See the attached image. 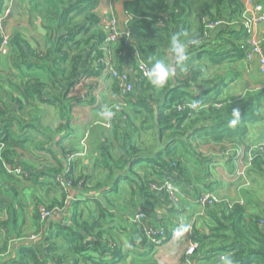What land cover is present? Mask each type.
<instances>
[{
	"label": "trees",
	"instance_id": "trees-1",
	"mask_svg": "<svg viewBox=\"0 0 264 264\" xmlns=\"http://www.w3.org/2000/svg\"><path fill=\"white\" fill-rule=\"evenodd\" d=\"M47 1L49 10L45 13L57 22L55 28H49L50 42L43 49H31L29 46L26 49L14 33L9 37L10 53L3 57L19 68L21 78L15 84L17 91L12 96L20 116L9 115L11 119L0 124L1 190L6 196L9 191L13 193L9 202L0 198V230L6 238L5 246L0 249V262L131 264L127 261L125 248L128 238L140 241L150 251L160 246L150 244L137 223L133 222L132 217L141 210L138 206H142L130 201L127 191L134 190L135 193H142V197L154 198L153 195L159 194L154 192V186L160 187L167 180L177 186L178 177L187 179V156L181 155L180 149L183 146L188 151L196 128L201 123L209 125L205 129L214 130L212 139L217 142L226 140L225 132L229 139L245 132L239 124L228 126L231 111L239 108L241 122L248 118L258 120L257 106L252 102L259 98V94L217 101L201 98L205 92H201L200 96L193 94L194 86L199 82L213 84V81L202 78V66L199 65L203 56L212 54L203 46L207 28L204 18L207 17L209 22L221 20L212 19V11L205 10L200 16L201 31L189 35V27L183 23V18L191 0H132L126 3V13L131 16L128 29L132 38L120 39L112 45L106 43L103 21L100 23L95 14V0ZM4 3L5 0H0V10ZM215 4L231 7V17L242 26L243 6L238 0H215ZM167 14L168 20L165 19ZM173 34H187L182 38L192 37L199 43L189 46L188 61L175 67L176 86L164 88L159 95L160 90L150 85L134 58L137 53L140 54L147 68L156 59L169 63L167 49ZM238 36H241L242 43L232 42V46L238 48L239 55L245 58L242 47L247 44L248 36L245 30H241ZM2 42L0 32V46ZM227 56L223 53L219 58L210 57L209 60L213 66H219L226 63ZM109 60L122 73L129 72L133 81L131 93L124 98L125 107L120 104L123 99L117 82L105 73V62ZM185 67L187 71L182 70ZM6 82L9 84L12 81L7 78ZM104 82L117 95L113 103L103 101L100 90L97 93ZM193 100L200 101L195 110L190 107ZM94 103L102 108L106 105H118L119 108L111 128L104 129L102 126L106 135L99 144L100 160L95 161L90 170L86 165L87 168L83 166V171L77 173L72 164L75 160L69 161V156L77 154L80 148L65 147V137L72 131L75 110L93 106ZM43 105L59 115L60 125L54 131L47 132L41 120L32 119L29 125L25 123V119H31L32 112L36 114V110ZM38 116H42L41 110ZM102 124L105 122L102 121ZM29 128L43 130L39 134H43L44 138L51 135L43 145L54 146L62 159L56 157L53 148L43 149L40 145L38 148L45 152V157H41L43 160L40 159L39 163L29 160L31 153H28V148L38 142L24 134ZM48 157H51V162L46 159ZM18 170L20 175H16ZM90 171L94 173L95 184ZM59 176L71 183L70 189L75 194L72 200H68V194L57 185ZM246 177L251 186L240 193L244 205L230 206L221 202L205 208L202 218L208 232L205 230L199 234L194 226L199 234L196 238L199 247L191 257L192 264L193 261L207 259H217L215 263L220 264L222 256H231L233 264H264V206L257 195L259 190L255 189L264 183V148L254 151ZM20 182L31 184L34 196L36 194L34 205L38 231L35 233L40 237L32 242H26V231L17 219L18 212L24 208L21 200L17 199L23 186ZM124 183L126 186H122ZM196 184L192 183L194 190L197 189ZM40 190H47L55 197L45 201L37 194ZM41 206L59 211L46 225L41 223L38 210ZM142 212L152 220L145 209ZM117 220L121 225L113 226L112 223ZM171 234L167 232L163 244L170 240ZM16 242L21 243V248L15 257L8 258L9 247Z\"/></svg>",
	"mask_w": 264,
	"mask_h": 264
},
{
	"label": "crops",
	"instance_id": "crops-1",
	"mask_svg": "<svg viewBox=\"0 0 264 264\" xmlns=\"http://www.w3.org/2000/svg\"><path fill=\"white\" fill-rule=\"evenodd\" d=\"M95 1L97 3L95 14L100 23L106 19L116 17L121 27H128L129 14L126 13L125 4L132 0ZM238 1L243 6V15L245 4L248 0ZM253 1L264 4V1L262 2L261 0ZM47 2V0H24L14 5L11 17L4 24V27H6L5 32L10 34L7 33V35L10 37L12 36L11 34L15 33V36L18 37L26 49H28V46L31 49H43L50 42L51 36H49V28H55L57 24L55 19L45 13V11L49 10ZM226 8L227 10H225ZM231 9V7H218L215 4V0H191L188 4L183 23L189 27L187 30L189 35L201 31L200 16L205 10L212 11V19L216 20L218 18L223 23L213 29L206 28V37L203 46L206 51L212 54L203 56V62L199 64L202 66V78L213 81V84L199 82L194 86L193 94L200 96L201 92H205L206 94L201 98L207 101L231 100L232 98H245L248 95L259 94V98L252 102V104L257 106L255 110L259 118L258 120L251 119V121L249 118L245 119L243 123L239 124L245 129V132L235 134L230 139L228 138L229 135L227 132H225L223 135L226 136V140L223 142H217L212 139L214 130L205 129L209 125L201 123L196 128L191 136L188 151L183 146L180 149V154L187 156L185 157V167L189 176L187 179L182 177L176 179L177 187L182 192V200L180 204L175 205L176 207L169 203L167 196L163 193L156 194V196L153 195L154 198H150L142 197V193H135L134 190L132 192L130 190L127 191L129 192L128 197L130 201H135L139 205H144L148 208L147 212L151 216L152 223L155 226L159 227L165 223L169 224L172 228L175 227V230L176 227L180 228L176 230L175 234H171L170 240L163 247L155 251L147 250L146 246L140 241H132L128 238L125 248L127 250V261L131 262V264H149L153 262L158 264H184L186 251L191 241L190 234L184 229L185 226L195 224L193 226L197 227L198 230H206L208 232L205 229L204 218H202L206 209L197 203L198 197L205 191H213L218 192L221 196L228 197L230 200H234L237 197V193L235 184L231 182L230 177L235 168L236 151L247 155L254 144H259L264 140L263 78L258 63L254 61L248 62L243 55H239L238 48L232 46V42L242 43L240 40L241 36L237 37V35L241 30L245 29L243 26L240 27V24L231 17ZM168 18L169 14L165 15V19L168 20ZM260 35L264 37V27L260 29ZM225 45H228V47H225ZM223 53L228 54L227 57L229 59L224 61L226 63L213 66L209 58H219V55ZM3 57L7 56L0 55V124H4L5 121L10 120L9 115L12 117L20 116V112L17 111L18 106L12 96L17 91L15 84L21 78V73L16 65H12L11 62ZM169 63H172L171 59ZM197 63L194 62V64ZM7 78L12 82L8 84L6 82ZM176 84V80L173 77L164 88L168 86L175 87ZM163 89H157V91L160 90L159 95L162 94ZM181 91L183 92L184 89ZM98 92L103 101H108L107 103H110V101L113 103L117 100V95H115V92L112 91L107 82L102 83V86L97 90ZM122 106L125 107L123 104ZM101 109L100 104L94 103L93 106H84L75 110L73 128L70 135L65 137L66 141L64 142V146L74 147L76 149L80 148L79 152H81L82 146L80 147V142L82 139L87 138L89 150L86 156L87 158L80 157L81 159H77L72 163L77 173L83 171V166L87 168L86 165L92 166L95 161L100 160L99 144L106 135V131L101 129L102 121L98 116ZM39 110L42 113L40 117L38 116ZM39 110H36V114L32 112L31 119L26 118L25 123L29 125L32 119L41 120L42 126L47 132L56 130L60 125L58 113L46 105H43ZM39 133H43V130L36 131L29 128L24 133L28 137L34 138L36 142L38 141L37 144L34 142L28 148V153H31L29 160L39 163L41 157H45L43 149L47 147L53 148L56 157L62 159L54 146L50 144L43 145L46 141L45 139L51 135L44 138V135ZM59 138L60 136L57 137V140ZM40 145H43L44 148L39 149L38 146ZM46 159L50 162L52 161L51 157ZM192 183H197V189L194 190L192 188ZM122 186H126V184L124 183ZM1 187L0 177V198H3L7 202L10 199L12 200L11 194L13 193L9 191V197L6 196L2 192ZM255 189L259 190L258 186ZM37 194L45 201H49L55 197L53 193H49L47 190H40ZM35 196L31 184L27 183L20 187L17 194V199L21 200L24 206L18 212L17 219L19 220L20 227L25 231L37 229L35 222ZM262 206H264V203H262ZM248 212H250V209ZM0 217L2 218V215ZM112 224L113 226L121 225L119 220ZM2 235L0 230V249H3L6 244V238ZM9 248L10 255H8V258H11V256L15 257L18 249L21 248V243L16 242ZM216 260L207 259L201 262H193L194 264H216Z\"/></svg>",
	"mask_w": 264,
	"mask_h": 264
},
{
	"label": "built area",
	"instance_id": "built-area-1",
	"mask_svg": "<svg viewBox=\"0 0 264 264\" xmlns=\"http://www.w3.org/2000/svg\"><path fill=\"white\" fill-rule=\"evenodd\" d=\"M24 0H5L4 5L0 10V32L2 33L3 42L0 46V55L8 56L10 53V38L4 32V24L5 22L11 17L12 10L14 5L23 2ZM129 20L131 16H128ZM204 22L206 23L207 29H213L218 27L219 25L223 24L221 21L217 22H209L207 17L204 18ZM103 30L106 33L107 39L106 43L108 45L115 44L120 39L129 40L132 38L130 30L128 27H121L118 19L116 17H112L106 19L102 22ZM242 26L244 27L246 34L248 36L247 44L242 47L245 53V59L248 62H257L260 67V72L263 78V85L262 89L264 90V37L260 35V29L264 27V4H260L253 0H248L245 4L244 13L242 15ZM135 61L138 66L139 71L143 74L148 69L147 66L143 63L141 55H135ZM105 69L106 72L112 76V79L115 80L118 84L120 95L122 96V101L120 104L127 106V103L124 102V98L131 93L133 89V81H131L129 77V72L122 73V71L118 70L111 61L105 62ZM112 125L111 123H105L101 126L105 127L106 129H110ZM88 153V145H87V138L82 141V151L75 154L76 157H86ZM254 153L253 148L249 151V154L244 155L237 151L236 158H235V168L231 174V178L235 184L237 197L234 200H230L227 198L222 199L219 195H214L211 191H205L202 193L198 199L197 203L206 208L207 206H213L221 202H226L233 206L234 204L244 205L243 199L240 197V193L242 189L248 188L251 186L250 182L247 180L246 172L250 167V162L252 160V155ZM231 158V157H230ZM21 171H16V175H20ZM56 183H60L64 188H71V183L65 177H58ZM154 192L157 193H164L168 201L171 205H178L182 200V193L180 189L170 180H167L163 185L160 187H153ZM68 194V200H72L69 193L64 190ZM220 197V198H219ZM52 212L53 216L58 213L59 211L56 209V212ZM141 214H137L135 217V223H137L138 228L141 230V233L146 237L150 244L155 246H161L163 244V238L170 231L172 234L176 233V230H179V227H176V230L172 228L170 225L163 224L162 226H153L150 223L147 215L142 211L139 212ZM45 216H51V214L47 213ZM184 229L191 236V241L189 243V247L186 251V262L185 264H192L191 257L196 253L199 243L196 241L198 235L204 232V230H199L198 233L196 232L193 225H187ZM40 237V235H39ZM38 237V238H39ZM37 237H31L25 239L26 242H32L38 240ZM188 255V257H187Z\"/></svg>",
	"mask_w": 264,
	"mask_h": 264
},
{
	"label": "clouds",
	"instance_id": "clouds-1",
	"mask_svg": "<svg viewBox=\"0 0 264 264\" xmlns=\"http://www.w3.org/2000/svg\"><path fill=\"white\" fill-rule=\"evenodd\" d=\"M187 34H173L169 38L167 52L173 63H166L164 59H156L154 63L145 71L144 75L154 89H163L166 84L176 75L174 65H184L189 59V46L196 45L199 41L192 37H186ZM187 71L186 67L182 69ZM200 101L193 100L190 107L195 110ZM118 105H106L98 113L99 119L105 123H111L117 116ZM239 108H233L228 120V126L234 127L240 121ZM187 229H185L186 231ZM220 264H233L231 256H222Z\"/></svg>",
	"mask_w": 264,
	"mask_h": 264
},
{
	"label": "rangeland",
	"instance_id": "rangeland-1",
	"mask_svg": "<svg viewBox=\"0 0 264 264\" xmlns=\"http://www.w3.org/2000/svg\"><path fill=\"white\" fill-rule=\"evenodd\" d=\"M7 31V30H6ZM8 33V32H7ZM9 34V33H8ZM10 35V34H9ZM105 73H107V72H105ZM105 73L102 75V77L104 78L105 77ZM250 119V121H251V118H249ZM241 123H243V122H241V121H239V123L238 124H241ZM100 127V126H99ZM98 127V128H99ZM104 128V127H103ZM101 129H102V127H101ZM104 129H106V128H104ZM83 140H85V138L83 139ZM82 140V141H83ZM253 150L254 151H256V150H258V149H263L264 148V140L261 142V143H259V144H254L253 146ZM88 154V153H87ZM87 156V155H86ZM77 159H81L80 157H76L75 155H70L69 156V161H71V160H77ZM88 170H90V166L88 167ZM87 171V170H86ZM85 171V172H86ZM100 173V175L102 174V172H99ZM90 174H92L93 175V180H92V182H93V184H95V180H94V173H92V171H90ZM99 175V176H100ZM98 178V177H97ZM230 180H231V182L234 184V182H233V180H232V178L230 177ZM57 185H59V187L61 188V189H63V190H65V191H67L68 193H69V195H70V197L72 198H75V194L73 195V192L71 191V189H70V187H68V188H64L60 183H57ZM260 187H259V199H260V201L262 202L263 201V203H264V183H260ZM154 187H156V186H154ZM235 190H236V187H235ZM160 193V192H159ZM211 193H213L214 195H219V196H221L220 194H218V192H211ZM237 193V192H236ZM251 194H253L254 195V193L252 192V190H251ZM256 196V195H255ZM226 197V196H225ZM223 195L221 196V198L222 199H224L225 198ZM257 197V196H256ZM220 198V197H219ZM227 199H228V197H226ZM138 209H141L139 212H141L142 210H144L145 209V211H147V207L146 206H144V205H142V207H140V206H138ZM38 210H39V212H40V214H41V223L42 224H45L46 225V223H48L49 222V220L52 218V217H54L52 214V212H50V210H48V209H46L44 206H41V207H39L38 208ZM51 210H53V212H56V209H51ZM136 213L135 214V216L134 217H132V220H133V222L135 223V217H136V215L137 214H141V213ZM51 214V216H45L46 214ZM150 223L153 225V226H155L151 221H150ZM193 225H195V224H193ZM38 231V229H32V230H29V231H26L25 232V239H27V238H31V237H39V234L38 233H35V232H37ZM41 233H43V231H41ZM39 239V238H38ZM164 245V244H163ZM163 245L162 246H160L159 248H161V247H163ZM186 256V255H185ZM187 257H188V255H187ZM163 264V263H162Z\"/></svg>",
	"mask_w": 264,
	"mask_h": 264
},
{
	"label": "water",
	"instance_id": "water-1",
	"mask_svg": "<svg viewBox=\"0 0 264 264\" xmlns=\"http://www.w3.org/2000/svg\"><path fill=\"white\" fill-rule=\"evenodd\" d=\"M173 63V62H172ZM176 67V65H174Z\"/></svg>",
	"mask_w": 264,
	"mask_h": 264
}]
</instances>
